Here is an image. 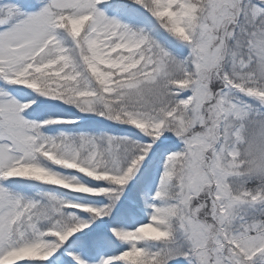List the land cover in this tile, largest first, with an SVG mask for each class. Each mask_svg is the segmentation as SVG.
Here are the masks:
<instances>
[{
    "label": "snow or ice",
    "instance_id": "6c2138e0",
    "mask_svg": "<svg viewBox=\"0 0 264 264\" xmlns=\"http://www.w3.org/2000/svg\"><path fill=\"white\" fill-rule=\"evenodd\" d=\"M0 264H264V0H0Z\"/></svg>",
    "mask_w": 264,
    "mask_h": 264
}]
</instances>
